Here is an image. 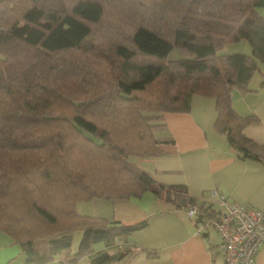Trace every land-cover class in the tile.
<instances>
[{
  "label": "trees",
  "instance_id": "16d2710c",
  "mask_svg": "<svg viewBox=\"0 0 264 264\" xmlns=\"http://www.w3.org/2000/svg\"><path fill=\"white\" fill-rule=\"evenodd\" d=\"M115 1L0 0V231L29 263L65 251L59 264H78L93 245L147 224L76 207L159 193L163 185L130 157L171 152L173 141L158 135L163 113L188 110L191 94L215 100V128L241 158L264 161V145L242 133L257 118L231 105V92L251 91L264 66V0H118L112 21ZM240 40L250 54L218 53ZM173 49L180 57L169 60ZM111 259L100 252L90 263Z\"/></svg>",
  "mask_w": 264,
  "mask_h": 264
},
{
  "label": "crops",
  "instance_id": "0c3cea01",
  "mask_svg": "<svg viewBox=\"0 0 264 264\" xmlns=\"http://www.w3.org/2000/svg\"><path fill=\"white\" fill-rule=\"evenodd\" d=\"M259 13L264 16V7ZM247 51L249 48L245 47L243 53ZM260 69L249 82L251 91L231 92V105L237 113L257 118L242 133L264 145V67ZM215 117V100L197 93L188 97V110L163 113L164 126L158 135L173 141L168 144L171 152L137 161L163 185L159 193L148 190L126 200L97 198L77 204L79 213L124 225L147 222L138 230L116 236L110 244L93 245L78 264H91L90 258L100 252L112 257L106 264H222L218 233L204 229L202 235H197L193 220L186 214V205L191 197L193 203L213 214L214 205L207 193L214 189L238 205L264 211V161L241 158L226 135L215 128ZM0 264L34 263L27 262L19 245L0 231ZM43 264H59V258ZM252 264H264V244Z\"/></svg>",
  "mask_w": 264,
  "mask_h": 264
},
{
  "label": "built area",
  "instance_id": "2783aa9c",
  "mask_svg": "<svg viewBox=\"0 0 264 264\" xmlns=\"http://www.w3.org/2000/svg\"><path fill=\"white\" fill-rule=\"evenodd\" d=\"M214 213L193 202L186 205V214L196 226V234L204 229L215 230L221 238L222 264H252L259 247L264 244V211L246 208L232 202L216 190L207 193Z\"/></svg>",
  "mask_w": 264,
  "mask_h": 264
},
{
  "label": "rangeland",
  "instance_id": "374dc122",
  "mask_svg": "<svg viewBox=\"0 0 264 264\" xmlns=\"http://www.w3.org/2000/svg\"><path fill=\"white\" fill-rule=\"evenodd\" d=\"M117 1H118V0H117ZM117 1H115L114 4H113V2L110 3V4H109V7H108L107 10H106L107 17L110 18L112 21H113V16L117 14V8H116V7H117ZM133 1H134V0H133ZM138 1H139V3H141L140 0H138ZM143 1H144V0H143ZM154 1L156 2L157 0H154ZM133 4L138 5L137 3H133ZM127 6H128V3H126V7H127ZM139 10H140V9H139ZM131 11H132V12H131ZM131 11H130V13L126 16V18H125L124 20H127V19H133V17H135L134 14L139 13V12L135 9V7H134V10L132 9ZM134 20H135V19H134ZM134 20H133V21H134ZM109 24H110V22H109L107 19H104V21L101 23V26H102V28H108V27H110ZM123 29H124V30H123ZM122 30H123V31H128V28L123 27ZM129 32H130V31H129ZM124 34H125V33H124ZM98 40H99V38H98ZM98 40H97V39L95 40L96 44L99 43ZM98 45H99V44H98ZM245 47H248V48H249V51H247V52H249V53H247V54H250V53H251L250 46H249V44H248V42H247L246 40H240V41H238V42H234V43L227 44V45H225L223 48H221V49L218 51V53H219V54L243 53V50H244ZM245 54H246V53H245ZM179 57H180V54H179L178 51L175 50V49L171 50V51L168 53V55H167V59H169V60H174V59H177V58H179ZM260 66H261V67H264V66H262V65H260ZM154 129H156V127H155ZM130 159L133 160V161H140L141 158L130 157ZM81 238H82V232H81V231L78 230V231H74V232H72V234H71V246H70L72 252H74V251L77 250ZM35 245H37L38 248H42V247L45 248V247H46V245H44V240H39V242L35 243ZM95 245H96V244H95ZM65 253H66L65 251L61 252L60 254L57 255V258L62 259V258L65 256ZM83 258H84V257H83Z\"/></svg>",
  "mask_w": 264,
  "mask_h": 264
}]
</instances>
